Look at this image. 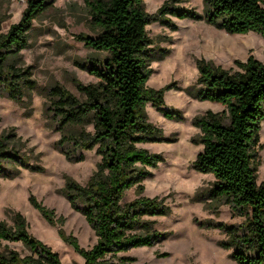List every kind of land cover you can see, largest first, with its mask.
Wrapping results in <instances>:
<instances>
[{
  "label": "trees",
  "instance_id": "trees-1",
  "mask_svg": "<svg viewBox=\"0 0 264 264\" xmlns=\"http://www.w3.org/2000/svg\"><path fill=\"white\" fill-rule=\"evenodd\" d=\"M53 1L28 0L20 21L0 33V95L25 107L29 105L25 97L30 98L36 82L30 67L18 66L13 59L28 47L34 20ZM88 5L95 33L77 37L100 55L78 65L98 82L76 81L83 100L64 86L55 85L43 94V115L46 126L60 133L55 147L68 161H82L84 152L92 149L100 156L85 184L66 175L61 188L71 207L94 230L95 244L82 247L77 237L62 227L64 217H57L33 194L29 201L49 224L58 226L59 237L84 259V264H134V257L117 254L162 241L166 234L156 230L154 220L148 217L170 211L164 199L144 195L143 181L150 176L149 167L157 166L163 157L141 144L162 139V130L149 120L148 103L166 117H173L171 112L177 111L164 108V93L172 86H147L152 73L149 62L158 58L147 25L152 20L171 23L159 14L166 5L150 15L144 0H91ZM167 12L179 18H201L192 10ZM204 13L208 23L228 33L256 32L264 37V0H204ZM197 64L199 77L187 93L224 106L221 111L208 109L192 119L199 129L193 141L203 144L193 166L215 177L198 199L217 214L222 205H228L233 216L244 217L238 224H214L226 234L222 245L232 250L238 264H264V180L258 182L264 61L250 55L246 60H236L235 69L205 59ZM39 156L13 128L0 135V176L14 177L21 168L43 170ZM130 189L135 190L136 197L124 202ZM11 219L13 224L0 219V264H62L56 251L28 231L22 213L13 211ZM3 241L20 242L29 253L23 255Z\"/></svg>",
  "mask_w": 264,
  "mask_h": 264
},
{
  "label": "rangeland",
  "instance_id": "rangeland-1",
  "mask_svg": "<svg viewBox=\"0 0 264 264\" xmlns=\"http://www.w3.org/2000/svg\"><path fill=\"white\" fill-rule=\"evenodd\" d=\"M88 1L91 0H54L51 7L34 20L28 47L13 59L18 66L30 67L36 82L30 98L25 97L28 107L0 95V135L13 128L27 147L40 153L39 164L43 167L41 171L21 168L14 177L0 176V219L13 224L12 212L22 213L28 231L56 251L62 264H84V259L59 237L58 226L49 224L29 197L33 194L54 210L57 217H64L62 227L66 233L76 236L82 247L90 248L95 244L94 230L85 217L71 207L61 188L66 175L85 184L96 170L100 156L92 149L84 152V160L68 161L55 147L60 133L46 126L43 115V94L55 85L64 86L83 100L76 81L98 82L96 76L78 65L100 55L77 37L80 33H95ZM27 2L0 0V33H6L20 21ZM164 5V11L159 13ZM144 8L150 15H165L166 21L171 23L152 20L147 25L151 47L158 56L149 62L152 73L147 86L154 89L172 86L164 93V108L177 111L171 112L173 117H166L148 103L149 120L162 130V139L141 144L163 157L157 166L149 167L150 176L143 181L144 195L164 199L170 211L148 217L154 220L156 230L166 234L162 241L154 246L134 247L117 256H132L134 264H238L231 256L232 250L222 245L226 234L214 224H238L244 217L233 216L228 205H222L219 214L208 209L205 202L198 199V194L209 189L215 177L193 166L203 149V144L193 141L199 133L193 117L208 109L221 111L224 106L210 100H197L186 89L197 82L198 60H209L226 69H235L236 60H246L250 55L264 61V37L256 32L231 34L208 23L204 0H144ZM169 9L192 10L201 14V18H179L167 12ZM260 143L258 182L264 180V121ZM135 197V190L130 189L124 202ZM3 244H9L23 255L29 253L20 242L3 241ZM163 253L166 255H158Z\"/></svg>",
  "mask_w": 264,
  "mask_h": 264
}]
</instances>
